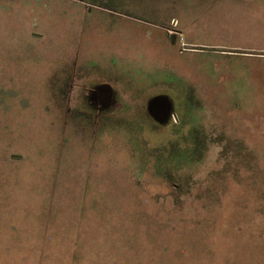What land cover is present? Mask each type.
<instances>
[{"label":"rangeland","instance_id":"obj_1","mask_svg":"<svg viewBox=\"0 0 264 264\" xmlns=\"http://www.w3.org/2000/svg\"><path fill=\"white\" fill-rule=\"evenodd\" d=\"M0 264H264V0H0Z\"/></svg>","mask_w":264,"mask_h":264},{"label":"water","instance_id":"obj_2","mask_svg":"<svg viewBox=\"0 0 264 264\" xmlns=\"http://www.w3.org/2000/svg\"><path fill=\"white\" fill-rule=\"evenodd\" d=\"M98 90L101 92L102 97H111V91L108 86H102ZM149 109L152 115L159 120L165 119L166 114L170 113V106L165 98L153 99L149 104Z\"/></svg>","mask_w":264,"mask_h":264}]
</instances>
